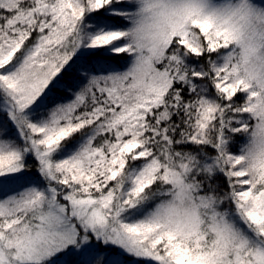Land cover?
Returning <instances> with one entry per match:
<instances>
[{
	"label": "snow or ice",
	"instance_id": "obj_1",
	"mask_svg": "<svg viewBox=\"0 0 264 264\" xmlns=\"http://www.w3.org/2000/svg\"><path fill=\"white\" fill-rule=\"evenodd\" d=\"M0 264H264V0H0Z\"/></svg>",
	"mask_w": 264,
	"mask_h": 264
}]
</instances>
